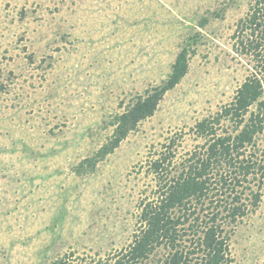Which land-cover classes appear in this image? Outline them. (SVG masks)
Instances as JSON below:
<instances>
[{
    "label": "rangeland",
    "instance_id": "obj_1",
    "mask_svg": "<svg viewBox=\"0 0 264 264\" xmlns=\"http://www.w3.org/2000/svg\"><path fill=\"white\" fill-rule=\"evenodd\" d=\"M254 3L0 0V264L107 259L130 242L139 202L153 192L148 160L171 138L173 162L200 146L195 123L251 73L264 89L263 26L241 32ZM195 31L186 74L153 114L93 172H74L107 141L113 116L167 78ZM228 254V264H262L264 179Z\"/></svg>",
    "mask_w": 264,
    "mask_h": 264
},
{
    "label": "trees",
    "instance_id": "obj_2",
    "mask_svg": "<svg viewBox=\"0 0 264 264\" xmlns=\"http://www.w3.org/2000/svg\"><path fill=\"white\" fill-rule=\"evenodd\" d=\"M254 1L252 12L244 18L242 33L244 26L252 32L261 26L264 30V0ZM204 24L205 19L199 22V26ZM199 38V31L188 35L167 78L146 88L113 116L107 141L83 158L74 172H93L131 130L153 114L164 92L186 74ZM243 41L241 38L239 42ZM263 94L260 77L251 73L229 103L195 123L193 130L200 146L173 162L171 138L164 146L167 151L160 150L157 157L148 160L146 172L153 177V192L139 202L138 226L127 245L107 259L69 254L51 264H228L235 224L260 202L264 179ZM159 247L166 253L155 259Z\"/></svg>",
    "mask_w": 264,
    "mask_h": 264
}]
</instances>
